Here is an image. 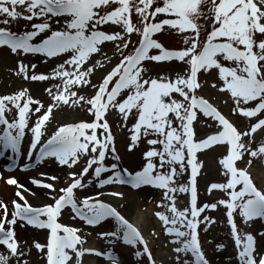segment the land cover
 I'll use <instances>...</instances> for the list:
<instances>
[{
  "label": "snow or ice",
  "instance_id": "6c2138e0",
  "mask_svg": "<svg viewBox=\"0 0 264 264\" xmlns=\"http://www.w3.org/2000/svg\"><path fill=\"white\" fill-rule=\"evenodd\" d=\"M113 4L117 6L112 8ZM205 4L209 5L207 14L203 11ZM133 8L141 18L142 29L132 21ZM169 13L174 14L175 18L155 21L158 14ZM201 18L211 19L212 23V29L202 43L199 39ZM19 19L40 22L32 23L31 30L17 33L10 26ZM109 22L120 26L121 30H102L101 26ZM0 24L9 26L0 27V48L6 47L11 55L42 54L46 59L67 57L47 74L36 73V64H31L33 72L29 75V65L23 60L17 61L16 74L24 79H58L61 83L55 85V92L52 87L46 89L52 100L46 111L42 102L34 99L27 88L0 96V125L4 126L0 134V157L8 149L13 154L7 157L10 163L4 166V170L16 167L26 130L31 132L27 156L31 158L33 150H38L35 152V163H25L21 170L34 167L45 158H53L58 166L71 169L87 156L79 173L68 172L70 183L59 189L61 194L58 197L53 195L57 191L55 182L59 180L58 176L43 172L39 174L52 182L30 178L34 186L49 190L47 195L53 203L33 206L24 193L29 192L33 196L35 193L15 177L6 178L8 185L15 186L16 198L11 201L10 213L8 204L0 199V210L3 212L0 218V245L7 249V253L0 252V264H8L12 257L17 258V264H28L26 259L21 260L30 254V249L27 252L19 249L20 242L14 229L17 220L49 230L47 264H83L86 254L103 256L111 259L112 264H117V256L111 249L101 252L83 247L86 240L78 234L80 229L59 222L62 210L67 207L73 214L72 219L80 218L88 226H98L107 218L114 219V230L98 235L113 240L122 239L126 245H143L142 251H136L135 255L140 257L147 254L149 264H156L140 230L117 207L100 198L105 194L122 198L123 192L96 191L77 201L75 190L86 189L93 183L97 188L118 185L139 191L142 186H152L163 190L164 200L171 202L167 205L171 215L165 212H156L155 215L162 221L165 233L172 237L171 242L179 244L173 251L177 254L190 253L194 258L191 262L184 259L182 264H210L198 240L200 217L206 209H216L218 204L226 205L227 223L231 226V235L238 248L239 264H264V254L258 249L256 235L239 231L234 222L237 210L245 223L254 218L264 221V191L255 186L247 171L235 164L243 151H247L242 137L264 126V116L251 125L249 132L240 131L207 99L196 94L202 86L198 73L216 69L222 81L219 90L230 93L236 105L234 112L238 111L247 118L264 113V39H256L257 33L264 35V0H163L162 5L157 4L156 0H0ZM54 24L57 27H53ZM165 25L181 34L186 30L191 31L193 35L183 36L184 48L169 49L153 38V34L163 30ZM133 33L141 36L139 43L131 53L123 55ZM41 35L43 39L34 43L33 39ZM106 42L113 44V56L119 54L122 58L102 76L98 84H93L91 77L96 71L111 64V58L103 47ZM150 50L159 51L152 54ZM94 56L101 59L93 60ZM221 57L233 66L222 63ZM173 60L188 65L184 73H178L174 80L163 75L145 78L148 72L145 61ZM212 86L217 87L214 82ZM83 87L93 88L94 95L88 98L81 94L78 89ZM125 91L127 95L120 99ZM173 94H179L183 99L174 98ZM249 102H254V106H248ZM61 104L81 107L87 104V110L94 114L95 119L92 122L61 125L41 143L46 122L53 109ZM32 105L36 107L32 108ZM13 108L16 109V117L9 120L6 113H11ZM109 109L117 110L125 121L134 110L137 114L136 122L132 125L129 151L139 143L141 135L158 137L148 139L149 145L161 147H151L143 153L146 162L141 168L130 170L120 167L121 158L116 153L114 136L106 119ZM33 112L37 118L29 129ZM198 114L212 118L222 126L221 130L196 140L194 122L198 120ZM174 120L179 122L175 126ZM98 128L104 130L101 133L103 139L98 138ZM225 142L228 145L227 154L220 163L227 170L229 178L226 183H212L209 191L224 190L229 198L219 200L218 204L198 206L196 177L201 164L196 159L197 152ZM109 150L116 162L106 165ZM259 153H264V144L260 145ZM257 154L256 151L250 153L252 156ZM154 158H158V163ZM188 166L191 168L190 185L179 183L178 178L187 171ZM90 170L92 176L85 182L84 177ZM105 173L110 174L102 176ZM187 192L191 193V206L180 209L176 204V194ZM162 203L157 201V206ZM202 219L208 223L214 221L207 215ZM6 224L9 227L6 228ZM258 235L264 238V229ZM34 247L42 250L44 246L35 242ZM223 247L218 245V248ZM175 259L177 264H181L179 255Z\"/></svg>",
  "mask_w": 264,
  "mask_h": 264
},
{
  "label": "rangeland",
  "instance_id": "374dc122",
  "mask_svg": "<svg viewBox=\"0 0 264 264\" xmlns=\"http://www.w3.org/2000/svg\"><path fill=\"white\" fill-rule=\"evenodd\" d=\"M157 4L162 5L163 0H156ZM116 4H113L111 7H116ZM209 5L205 4L203 7V11L207 14L208 13ZM134 9V8H133ZM108 10H111L109 8ZM174 14H158L155 18L156 22H159L163 19H174ZM133 13H132V21H133ZM141 18L137 15L136 23L133 21V23L138 27L137 23L140 22ZM40 22L39 20H33L31 22L26 21L24 19H19L17 21H14L12 25L16 29L15 32L19 33L24 30H31V24ZM199 23L201 24V32H200V42L202 43L204 40H206L208 32L212 29V23L211 19H204L201 18ZM0 27H9L8 25L0 24ZM26 27V28H25ZM53 27H57V25H53ZM143 25H141L142 29ZM101 29L108 32L113 31H120L121 28L118 25H115L111 22H109L106 25L101 26ZM12 30V29H11ZM13 31V30H12ZM45 33L44 35H46ZM184 35H193L190 30H186L185 33L181 34L179 33L175 28H172L170 26H163V30L160 32H157L153 34V38L158 40L160 43H162L166 48H174V49H181L185 47ZM258 37H262L264 39V35H261L259 33L256 34V39L259 41ZM141 36L137 33H133L130 37L131 43L129 44L128 48L124 50L123 55H128L131 50L139 43ZM43 39V35L38 36L33 39V42L36 43ZM104 51L107 52V55L111 58V64H106V66L102 69H99L96 71L95 75L91 77L93 84H98L101 81V78L103 75H105L111 67H113L116 63L119 62V60L122 58L119 54L113 56V44L106 42L104 44ZM152 54H155L159 50H150ZM64 59H67L66 56H61L59 58H50L46 59L42 54H27L22 55L20 57L11 55L9 50L5 48H0V96L3 95H9L16 93L17 91L27 88L29 90V94L34 98L38 99L42 102V104L45 106L43 110H47V105L52 103V100L46 91L49 87L53 88V92L56 91L55 85L60 84L61 81L58 79H48L45 81H33L31 79H24L23 76L17 75V61L23 60L24 63L29 65V75L32 74L33 69L31 68V64H36V69L34 70L36 73H50V71L56 66V64L62 62ZM93 60L101 59L99 56H94L92 58ZM221 62L228 66H233L231 62L223 60L221 57ZM144 66L148 69V72L145 73V78L151 76V77H159L161 75L168 77L169 79H175L176 75L183 74L184 70L188 67V65L173 60V61H167V62H152V61H145ZM198 80L201 83V88L197 90V95L204 97L209 102L214 104V106L223 114L226 116V118L232 122L240 131L249 132L251 129V125L257 123V121L264 116V113L258 114L255 118H247L240 114L238 111L234 112L233 109L236 107L234 104L233 99L230 96V93L227 91H221L219 90V85H221L222 81L218 77V70L213 69L210 72H203L201 71L198 73ZM213 82L217 85V87H213ZM77 90V89H73ZM78 91L81 94L86 95V97L90 98L92 95H94V89L91 87H83L79 88ZM127 95V91L124 92V94L120 97V99H123L124 96ZM175 95V94H173ZM23 99V98H22ZM248 106H254V102H249ZM36 105H32V108H35ZM89 105L85 104L83 107L80 105L72 106L61 104L59 107H56L53 109V112L50 115V119L48 122H46V130L44 135L41 138V143L46 141L48 137L61 125L65 124H75L81 121L84 122H92L95 119V116L93 113H90L88 109ZM42 114V112L40 113ZM136 112L135 110L133 113L129 116L127 121H130L133 125L136 122ZM6 117L9 120H12L16 117V109L13 108L11 113H6ZM37 118L36 113H32L30 119H29V129L34 124L35 120ZM106 119L110 125V130L112 135L114 136V147L116 149V153L120 156V164L123 161V158H125V154L127 149L129 148V144L132 143L131 141V135H132V127L130 130H127V128L124 127L127 121L123 119L121 114L114 109H109V111L106 113ZM103 122V121H101ZM208 124V125H207ZM207 124L205 122H198V128L199 131L195 133V139L200 140L203 138H206L208 135L213 134L221 130L220 125H218L217 122H215L212 118H210L209 121H207ZM89 131V130H88ZM200 131H203L202 133ZM90 132V131H89ZM104 130L98 128L97 129V135L98 138L103 139V136H101V133H103ZM0 134H2V128L0 125ZM143 136V135H141ZM30 140H31V132L26 130L25 137L21 141V153L23 154L25 149L29 148L30 146ZM242 142L246 145L247 151H243L242 156L240 159H238L235 164L239 169L245 170L249 173L250 178L252 179L255 186L261 190L264 191V153H259V147L261 144H264V126L257 129L255 132H251L248 135H245L242 137ZM157 146V145H156ZM111 147V146H110ZM228 145L227 143H217L215 145H211L209 148L204 149L203 152H199L196 156V159L198 161H210L212 162V165L214 166V169L220 170V160L216 158V154L223 151L225 154H227ZM9 150V149H8ZM8 150H5V153L8 152ZM252 151H256L258 154L256 156L250 155ZM108 163L111 164L113 162H116L114 158L112 157L111 151L109 150V154L106 156ZM87 159V156L83 157L79 163L75 166H73L71 169H69L67 166H58L53 158H45L44 161L40 162L39 164H35V166L32 168V171L30 172V175L28 177L30 178H41L46 179V177H41L39 174L41 172L48 173L50 175L58 174L59 181H56L57 183V191L53 193L55 196H59L61 193L59 192V189L61 187H66L68 183H70V179L68 178L67 174L69 171L79 173L82 169V167L85 165V161ZM7 160L6 156L0 157V173H2V178L4 174V165ZM94 167V166H93ZM110 173L102 174V176H106ZM92 176V171L85 175L84 181L87 182L88 179ZM2 178H0V181H2ZM228 177L225 179L227 180ZM181 183L187 184V176L186 172L181 180ZM217 183V182H212ZM240 186L238 185L237 188ZM2 188L0 184V189ZM28 189H31L32 192L35 193V195L29 194V192H25L24 195L27 197L29 203H31L33 206H41L45 203H53L54 201L49 198L47 195L48 191H37V186H34L31 182L29 183ZM40 188V187H39ZM96 186L95 183L92 185H89L86 189H76L75 190V196L77 201L79 202L80 198L84 195H88L90 193L96 192ZM106 188V191L109 190H115V191H121L124 193L122 198L115 197V201L117 203H120L124 201L125 196H129L132 200V207L134 208L131 216H128L124 211L122 205L117 206V209L132 223L138 225L140 230L142 231L144 237L149 240L150 244L152 243L154 247V253H153V259L156 261V264H174L172 256L169 255V249L165 245L168 244L169 247L174 249L175 247H178L179 244L172 243V237L170 235H167L164 232V225L162 221L159 220V218L155 215V206L152 201L143 200L139 194V192L142 189H149V190H160L159 188L152 187V186H142L139 191H134L130 187L124 186H118V185H110L103 187ZM101 189V188H100ZM145 189V190H146ZM108 195H104L101 199L105 198ZM211 196L214 197L215 203L218 204V201L221 199H228L226 192L221 189H215L214 191L211 190ZM1 199V196H0ZM15 199V198H10ZM8 204L9 213L12 210V204L8 201H4ZM218 206H221L218 204ZM122 209V211L120 209ZM221 213H216V215L213 217L214 221L212 223L204 222L202 218L201 224L198 226V240L201 245V250L204 252L206 259L209 260L210 264H214V262L217 263L216 260V247L218 245H224L225 247L233 242V237L231 235V226L227 223V207L226 205H222L219 208ZM2 212V211H1ZM159 212H165L169 216L171 213L167 211V207L164 205L162 209L159 210ZM3 215V213H2ZM72 213L70 211V207L65 208L62 210V215L58 218L59 222L77 227L80 229L79 235L84 237L87 244H85L83 247L86 248H95L100 251H105L111 249L114 250L120 255V262L119 264H149V261L146 259L144 255L137 257L135 255L136 251H140L138 245H126L124 243H121V239H114L113 238H102L98 235V233L101 232H107L114 230L115 228V222L113 220V223L111 222H101L98 226H87L84 224L83 221L78 222L76 219H72ZM3 216H0L2 218ZM210 218V217H209ZM210 218V219H213ZM112 219V218H111ZM261 219L260 218H254L251 222L245 223L241 215L239 214V211L237 210L234 213V222L237 224L238 230L241 232H250L257 237V230L261 225ZM22 222V221H20ZM23 226H26V223H20ZM258 224V226H257ZM30 226V225H28ZM5 227H9L8 225H5ZM32 227V226H30ZM17 238V237H16ZM46 239V233L44 235V239ZM112 241L109 243V241ZM19 241V240H18ZM20 242V241H19ZM42 244V243H41ZM45 244V242H44ZM151 244V245H152ZM19 249L21 252H25L21 242L19 244ZM42 256L40 260H38L37 264H47L46 261V251L47 249H42ZM0 252L7 253V249L0 245ZM175 253V252H174ZM176 254V257L179 255V257H185L190 262L194 259L190 253L187 254ZM165 257L163 259V257ZM160 257V258H159ZM25 257H22L21 260H24ZM124 260V261H123ZM107 261L106 257H103V260H99V257L94 254H86L83 258V264H104V262ZM8 264H17V258L12 257L10 260H8ZM74 264V262H73Z\"/></svg>",
  "mask_w": 264,
  "mask_h": 264
},
{
  "label": "bare ground",
  "instance_id": "6f19581e",
  "mask_svg": "<svg viewBox=\"0 0 264 264\" xmlns=\"http://www.w3.org/2000/svg\"><path fill=\"white\" fill-rule=\"evenodd\" d=\"M174 98L177 99H183L182 97H179V94H175ZM174 114H170L172 116ZM199 118L194 122V132L197 133L199 131L198 128V122H205L207 124V121L210 120V118H206L203 116V114H198ZM178 121L174 120V126L178 124ZM208 125V124H207ZM127 130H130L132 127V124L130 121H127L126 124L124 125ZM201 133L203 131H200ZM148 139H158L156 136H148L144 137L141 136V139L139 143L131 150L129 151V148L126 151L125 158H123V161L120 164L121 168L127 167L130 170H137L143 166V164L146 162L145 158L143 157V153L147 150H149L151 147H157L158 149L161 147L160 145H149L148 144ZM203 150H200L197 152H203ZM226 155L225 152L221 151L216 154V158L221 160V158ZM5 156V155H4ZM197 156V155H196ZM154 160L158 163V158H154ZM198 161V160H197ZM201 164V167L198 170V175L196 177V182H197V201H198V206H203L205 203H215L214 197L211 196V192L208 191L209 185L212 182H217V183H224L227 180L225 177H228L227 170L223 168L222 164L220 165V170L214 169V166L212 165V162L210 161H198ZM186 163V162H185ZM105 164L110 165L108 163L107 158L105 159ZM5 174H8L4 172ZM30 173V172H29ZM28 172H19L18 177L16 178L20 184H24L26 187L29 185V178L28 176L30 175ZM9 176V175H8ZM55 176L60 177L58 174ZM184 174L178 178V182L181 183V180L183 179ZM6 178L3 177L2 179V188L0 189V196L1 199H6L11 203L10 198H16L14 193L16 191L15 186H10L6 183ZM47 180V178H46ZM61 182L60 180H57ZM47 182H52L51 180H47ZM56 187L57 183L55 182ZM146 189V188H145ZM142 189L139 194L141 193L140 197L143 200H148L152 201L155 206V212L159 209H161L164 205L167 207L168 204H170V201H166L163 198V190H149V189ZM37 191H48L47 189L43 187H38ZM96 191H101L98 188H96ZM104 191V190H103ZM177 195V200L176 204L180 209H183L185 207L190 208V201L191 197L187 193H178ZM13 200V199H12ZM5 201V200H3ZM110 201L114 202L117 206L122 205L123 211L128 215L131 216L134 208L132 207V200L130 199L129 196L124 197V201L117 203L112 199L107 200L108 203ZM157 201H163L161 206H157ZM122 211V209H120ZM158 212V211H157ZM219 211V208L217 207L216 209H206L204 213L201 214L202 218L204 215H207L208 217H214L215 214ZM221 213V212H220ZM124 214V213H123ZM10 218V216H9ZM77 220V219H76ZM107 221L109 220L111 223H113V220L111 218H107ZM80 222V220H77ZM258 226V224H257ZM15 229V234L17 239L21 242V245L24 249L25 252H27L30 249V254L25 256V259L28 261V264H37L36 262L40 260L42 256V250H38L37 248L34 247L35 242H43L44 235L46 233L45 229L39 228L37 226H21L20 222L17 220V223L14 225ZM261 229H264V221H261V225L256 228L257 230V246L259 251L264 250V238L260 237L258 235L259 231ZM169 249V255L172 256L174 264H177L176 262V254L174 253L173 249L165 245ZM238 250L236 248L235 242H232L231 244L227 245L226 247L224 246L223 248H218L216 247V260L217 263L214 262V264H239L238 260V255L236 256ZM117 258L118 255L114 253ZM163 257V256H162ZM165 257H163L164 259ZM187 259L185 257H180V262L182 264L183 260ZM108 264H112V260L109 259ZM118 264V263H117Z\"/></svg>",
  "mask_w": 264,
  "mask_h": 264
}]
</instances>
